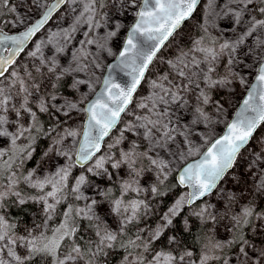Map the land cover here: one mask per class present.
<instances>
[{
	"label": "snow or ice",
	"instance_id": "snow-or-ice-1",
	"mask_svg": "<svg viewBox=\"0 0 264 264\" xmlns=\"http://www.w3.org/2000/svg\"><path fill=\"white\" fill-rule=\"evenodd\" d=\"M206 2L0 0V264H264V0Z\"/></svg>",
	"mask_w": 264,
	"mask_h": 264
},
{
	"label": "trees",
	"instance_id": "trees-1",
	"mask_svg": "<svg viewBox=\"0 0 264 264\" xmlns=\"http://www.w3.org/2000/svg\"><path fill=\"white\" fill-rule=\"evenodd\" d=\"M54 19V18H53ZM52 21H50L51 23ZM49 23V24H50ZM5 29H7L5 27ZM163 51V49H162ZM65 94H69V89H63L62 90ZM46 141H41L39 143V146L37 148L38 152H42L44 148L46 147ZM29 167H31V164H29ZM168 191V195L165 197L160 198L159 203H154L153 208L161 211V207L165 208L170 205L172 202V199L174 195H179L183 189H180L178 187L173 186L171 189H166ZM23 207V211H21L20 208H17L15 206H9L7 211L11 213L12 217H14L17 221L20 222V227L23 228L25 225L31 226L33 223H40L42 219L41 215V207L38 204H28ZM182 215H186L185 213H182ZM155 218V217H154ZM59 223V219H54L53 221H50V226L54 227ZM190 223L192 224V231L190 234H185L186 236V243L188 245L198 247L200 238L203 236V229L200 226V222L196 220V218H191ZM119 259V256L113 257L110 261V264H117V261ZM43 264V262H41Z\"/></svg>",
	"mask_w": 264,
	"mask_h": 264
},
{
	"label": "rangeland",
	"instance_id": "rangeland-1",
	"mask_svg": "<svg viewBox=\"0 0 264 264\" xmlns=\"http://www.w3.org/2000/svg\"><path fill=\"white\" fill-rule=\"evenodd\" d=\"M49 1H50V0H47V4L49 3ZM14 2H18V0H14ZM225 2H226V0H215V4L220 5V7H223V5H224ZM42 10H43V9H42ZM42 10H41V11H42ZM20 11L23 12L22 9H21ZM33 12H35V9L33 10ZM35 17H36L35 15H33L32 17H30V18H29L30 21H32ZM56 17H60V19L57 20ZM207 17H208V4H207L206 0H201V7L198 8L197 13H196L195 17L192 19V21H190V22H186L185 27H184V29L182 30L181 37L184 38V37H186L188 34L194 36V35L196 34V31L199 30L198 25H200L201 23H203V22L207 19ZM7 18H8V19H11L12 17H11V16H8ZM66 19H69V20H70V16L64 11V6H63V7H62V8H61V9H60V10L54 15V19L52 20L51 23L49 22L50 24H48V25L46 26V28H48L49 30H55V25H57V24H61V25H63V26H67L66 23H65V20H66ZM217 23L219 24V23H221V21H217ZM6 28H7V27H6ZM7 29H8V28H7ZM12 30H17V29H12ZM238 30H239V29H238ZM209 31L212 32L213 35H216V34H217L216 31L213 30V29H209ZM43 36H44V32H43V30H42L41 33L39 34V37H40V38H43ZM228 36H230V34H228V35H226V36H224V37H222V38H228ZM78 38H79V37H78ZM249 39H251V38H249ZM36 40H37V38H34V40L32 41V43H33L34 41H36ZM178 42H179V41H178ZM32 43L29 45V47H31ZM174 50H175V45H170L169 47L163 49L162 54L164 55L165 58H171V56H172ZM44 51H45V54H46V55H50V54H51V53H49L48 48H45ZM109 59H111V58H109ZM159 67H163V65H160ZM97 74L99 75L100 73L98 72ZM249 79L252 80V77H249ZM143 91H144V88H143V86H142V88H141L140 92L138 93V95L142 94ZM237 91H239V90H237ZM64 94H65V93H64ZM222 128H223V125H220L219 128H218V131H219L220 129H222ZM262 131H264V129H262ZM184 191H185V190H183L180 194H183ZM180 194H179V195H180ZM177 197H178V195H176V196L174 195V197H173V199H172V202H173ZM172 202L170 203V205L172 204ZM170 205H169V206H170ZM169 206H168V207H169ZM40 207H42V206L40 205ZM168 207H165V208H162V207H161V211L157 210L156 208H155L154 210L156 211L157 214H160V213H163L164 211H166ZM191 218H195V217H190V219H191ZM154 219H155V218H153V220H154ZM220 235L223 236V235H225V234H224L223 232H221Z\"/></svg>",
	"mask_w": 264,
	"mask_h": 264
},
{
	"label": "water",
	"instance_id": "water-1",
	"mask_svg": "<svg viewBox=\"0 0 264 264\" xmlns=\"http://www.w3.org/2000/svg\"><path fill=\"white\" fill-rule=\"evenodd\" d=\"M56 2V0H50L49 1V3H48V6L50 7L52 4H54ZM63 7V6H62ZM61 7V8H62ZM44 10H46V9H43L42 11H44ZM41 11V12H42ZM59 11V10H58ZM57 13V12H56ZM56 13H54L53 14V16L56 14ZM36 18H38V17H35L32 21H30V22H34V20L36 19ZM47 26V25H46ZM5 31H8L9 32V34L11 35V34H18V30H9V29H5ZM35 38V37H34ZM34 38H33V40H34ZM32 40V41H33ZM32 41H30L29 42V45L32 43ZM28 45V46H29ZM8 47H10V45H7ZM117 77H118V79H120V78H122L123 77V74H120V73H118L117 74ZM254 82V81H253ZM97 90H99V86H97Z\"/></svg>",
	"mask_w": 264,
	"mask_h": 264
}]
</instances>
